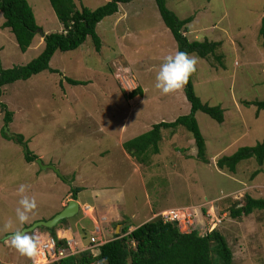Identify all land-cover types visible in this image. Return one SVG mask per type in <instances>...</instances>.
Returning <instances> with one entry per match:
<instances>
[{
    "label": "rangeland",
    "instance_id": "obj_1",
    "mask_svg": "<svg viewBox=\"0 0 264 264\" xmlns=\"http://www.w3.org/2000/svg\"><path fill=\"white\" fill-rule=\"evenodd\" d=\"M109 1L74 0L77 7L83 4L89 9ZM27 2L43 35L61 32L48 0ZM165 3L179 19L193 18L185 33L189 41L221 43L216 52L220 62L214 57L190 56L197 59L192 74L196 95L201 102L220 106L225 112L221 124L202 112L195 115L208 163L196 159L192 134L184 127L162 131L160 152L149 164L140 165L148 199L163 205L164 211L181 212L188 219L180 223L181 232L196 228L205 235L219 230L232 250L233 264H264V211L237 219L229 215L235 203L243 204L245 195L264 199V165L259 166L254 159L244 160L235 173L216 166L219 158L264 141V110L256 113L254 105L244 104L264 101V39L259 35L264 0ZM119 8L117 14L104 18L96 27L100 50H95L88 37L77 50L54 54L49 66L58 73L44 71L2 88L0 102L12 113L6 135L22 136L27 150L37 159L27 162L24 148L2 135L6 124L1 109L0 264H32L36 256L21 255L10 237L36 221H45L58 209L62 197L73 187L69 184L73 169L77 174L88 171L86 179L79 175L76 186L85 181L101 189L105 183L123 187L129 178L128 185L135 176L129 173L133 168L119 160L131 162L123 143L155 124L173 122L190 111L183 88L170 94L155 88L161 63L177 51V46L154 0H133ZM3 22L0 13L1 68L25 66L41 53L43 36L38 32L22 53ZM66 78L86 84L72 86ZM137 88L142 94L129 99L127 95ZM37 160L50 168L42 169ZM105 167V174L98 173ZM22 184L28 186L25 194L37 201V208L23 224L15 218ZM137 200V207L146 214L141 192ZM9 221L11 227L7 226ZM35 232L28 234L34 237ZM38 236L39 246L46 237Z\"/></svg>",
    "mask_w": 264,
    "mask_h": 264
},
{
    "label": "trees",
    "instance_id": "obj_2",
    "mask_svg": "<svg viewBox=\"0 0 264 264\" xmlns=\"http://www.w3.org/2000/svg\"><path fill=\"white\" fill-rule=\"evenodd\" d=\"M48 1L62 26L61 32L43 35L44 47L41 53L25 66L3 69L0 65V96L4 86L16 81H26L44 71L58 73L57 70L49 66L57 51L62 53L75 51L88 37L95 50H100L101 40L96 32L97 25L104 18L117 14L121 4L130 3L133 0H111L96 9H89L83 4L77 7L74 0ZM154 2L163 24L170 31L176 43L177 51H184L189 55L195 54L202 59L214 57L220 62V56L216 55L221 45L220 42L189 41L185 33L193 18L179 19L166 7L165 0H154ZM0 13L4 19L3 27L9 29L13 34L18 49L22 53L26 52L35 35L40 32L31 6L27 0H0ZM259 35L264 39V16L261 19ZM66 82L72 86L86 84L71 78H66ZM138 93L142 94L139 88L128 94L127 97L132 99ZM183 93L190 105L187 115L180 116L173 122L155 124L149 131L123 143L122 147L125 152L139 165L149 164L150 158H154L160 152L159 143L162 140L163 130L175 131L179 126L184 127L192 134L197 151L196 159L208 163L205 140L195 115L197 112H202L216 123L221 124L224 122L225 110L220 106H210L201 102L194 91L192 75L183 87ZM244 104L254 105L257 108L256 113L264 110V101L244 102ZM1 109L5 113L4 121L5 127H7L11 122L12 113L2 102H0ZM1 133L5 138H8L4 128ZM10 139L24 148L27 162H34L37 159L36 155H32L27 150V145L22 142V136L16 135V140L12 137ZM249 159H254L259 166L264 165V141L252 147H241L232 155L219 158L216 161V166L220 170L235 173L237 165L241 161ZM258 172L256 171L255 175ZM80 191V187H72V199L76 200L77 193ZM254 211H264V199H255L245 195L243 204L235 203L230 208L229 215L233 219H237L249 216ZM65 221L62 220L58 224ZM39 229L50 234L56 248L68 249L66 240L56 238V226L52 229ZM127 229H123L120 234L115 235L114 239L99 245L97 249L69 254L48 264H233L232 250L225 237L217 229L205 235L199 234L196 228L189 233H184L179 230L176 222H164L161 216H156L129 233H127Z\"/></svg>",
    "mask_w": 264,
    "mask_h": 264
},
{
    "label": "crops",
    "instance_id": "obj_3",
    "mask_svg": "<svg viewBox=\"0 0 264 264\" xmlns=\"http://www.w3.org/2000/svg\"><path fill=\"white\" fill-rule=\"evenodd\" d=\"M128 159H131V162L122 160L121 158L119 160L123 165H128L130 168H133L134 171L132 173L129 171V173L131 177L135 176V180H132L131 183L126 185L129 180L128 178L123 187L121 185L105 183V187L101 189L91 187L85 181L76 186L75 182H77L79 175H81L80 178L86 179L85 176L88 174V171L86 170L87 172H83V174H77L74 169L72 170L71 175L73 179L69 184L73 187L81 188L75 200L78 203L79 210L75 216L66 219L62 224H58L55 229L56 238L66 240L71 253L87 250L90 247L91 237L95 238L97 244L101 245L113 239L115 235L119 234L125 228H128L127 233H129L140 225L153 219L164 209L163 205H154L149 201L145 186L142 183L143 179L140 165L130 156ZM115 164L116 163H113V165ZM106 169L107 167L103 168L98 173L105 174ZM87 186H89V188ZM87 192L88 195L86 194ZM139 192L144 195L145 201L143 203V208L146 214H143L142 210L137 207V196ZM70 200H73L71 197V189L60 200L58 209L46 220L51 219L54 215L63 210ZM90 209L92 210V214H89ZM133 222H136V225H134ZM38 234L44 237H51L48 232L44 234L35 232L33 235L36 240L39 239Z\"/></svg>",
    "mask_w": 264,
    "mask_h": 264
},
{
    "label": "clouds",
    "instance_id": "obj_4",
    "mask_svg": "<svg viewBox=\"0 0 264 264\" xmlns=\"http://www.w3.org/2000/svg\"><path fill=\"white\" fill-rule=\"evenodd\" d=\"M196 65L197 59L190 56L187 52L178 50L174 54L167 55L156 74L155 88L160 90L162 94H170L182 89L187 84L190 76L196 71ZM27 188V185H20L19 192L22 194L19 200L20 206L15 210V218L21 224L27 222L29 214L37 208L36 198L25 194ZM163 211L164 210L160 211L156 216H160ZM7 226L11 227V221H9ZM47 238L51 237H46L45 239ZM10 239L12 246L21 255L34 258L38 254V241L26 232L17 230L13 232ZM99 245L100 244H97V247ZM66 250L70 254H75L69 251V245ZM87 250H89V248Z\"/></svg>",
    "mask_w": 264,
    "mask_h": 264
},
{
    "label": "built area",
    "instance_id": "obj_5",
    "mask_svg": "<svg viewBox=\"0 0 264 264\" xmlns=\"http://www.w3.org/2000/svg\"><path fill=\"white\" fill-rule=\"evenodd\" d=\"M191 215V214H190ZM164 222H176L178 226L181 222L188 220L186 217L181 215V212L176 210L164 211L160 214ZM91 246L89 249L97 248V243L95 238H90ZM70 253L65 248H56L55 242L51 238L43 240L38 246V254L36 258L32 261V264H48L51 262L58 261Z\"/></svg>",
    "mask_w": 264,
    "mask_h": 264
},
{
    "label": "water",
    "instance_id": "obj_6",
    "mask_svg": "<svg viewBox=\"0 0 264 264\" xmlns=\"http://www.w3.org/2000/svg\"><path fill=\"white\" fill-rule=\"evenodd\" d=\"M41 35L43 36L42 33ZM4 130L7 134L8 132L7 127H4ZM8 136L16 140V135L10 133L8 134ZM37 163L40 164L42 166V169L44 170L47 168H50V166L42 165L40 160H37ZM78 210H79L78 203L75 200H70L68 204L63 208V210H61L59 213L54 215L51 219L35 222L32 225L28 226L27 228H24L22 231L28 234V233L35 232L38 228L52 229L55 226H57L60 221L69 219L75 216Z\"/></svg>",
    "mask_w": 264,
    "mask_h": 264
},
{
    "label": "bare ground",
    "instance_id": "obj_7",
    "mask_svg": "<svg viewBox=\"0 0 264 264\" xmlns=\"http://www.w3.org/2000/svg\"><path fill=\"white\" fill-rule=\"evenodd\" d=\"M88 214V213H87ZM89 214H92V211L90 210V213ZM60 234V233H59Z\"/></svg>",
    "mask_w": 264,
    "mask_h": 264
}]
</instances>
